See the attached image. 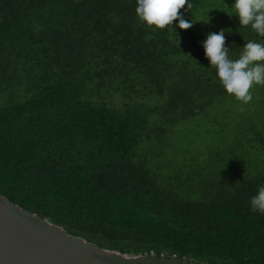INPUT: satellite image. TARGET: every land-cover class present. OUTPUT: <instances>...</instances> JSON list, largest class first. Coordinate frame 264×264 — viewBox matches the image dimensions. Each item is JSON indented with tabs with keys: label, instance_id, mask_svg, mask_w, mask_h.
Wrapping results in <instances>:
<instances>
[{
	"label": "trees",
	"instance_id": "1",
	"mask_svg": "<svg viewBox=\"0 0 264 264\" xmlns=\"http://www.w3.org/2000/svg\"><path fill=\"white\" fill-rule=\"evenodd\" d=\"M189 3L154 30L136 0H0V195L103 249L264 264V87L237 101L202 44L264 37Z\"/></svg>",
	"mask_w": 264,
	"mask_h": 264
},
{
	"label": "clouds",
	"instance_id": "2",
	"mask_svg": "<svg viewBox=\"0 0 264 264\" xmlns=\"http://www.w3.org/2000/svg\"><path fill=\"white\" fill-rule=\"evenodd\" d=\"M185 5L188 10L193 8L189 0H136L135 14L140 22L154 30L172 27L173 21L177 20L178 27L187 30L192 23L180 13ZM232 9L227 13L235 14L241 27H250L258 36L264 37V0H235ZM209 19L203 20L207 22ZM202 44L209 66L215 69L223 89L242 104L251 103L254 99L252 90L257 86L264 87V41L246 40L238 58L230 56L225 29L208 32ZM249 203L251 211L264 214V185L258 186Z\"/></svg>",
	"mask_w": 264,
	"mask_h": 264
},
{
	"label": "water",
	"instance_id": "3",
	"mask_svg": "<svg viewBox=\"0 0 264 264\" xmlns=\"http://www.w3.org/2000/svg\"><path fill=\"white\" fill-rule=\"evenodd\" d=\"M150 258L141 261L100 248L0 195V264H208L174 255Z\"/></svg>",
	"mask_w": 264,
	"mask_h": 264
},
{
	"label": "rangeland",
	"instance_id": "4",
	"mask_svg": "<svg viewBox=\"0 0 264 264\" xmlns=\"http://www.w3.org/2000/svg\"><path fill=\"white\" fill-rule=\"evenodd\" d=\"M121 256H124V257H126V258H131V259H137V260H141V261H144V260H146V258L147 259H150L151 260V258H150V255L149 256H147V255H142V254H137V255H133V254H126V253H119ZM149 260V261H150Z\"/></svg>",
	"mask_w": 264,
	"mask_h": 264
}]
</instances>
